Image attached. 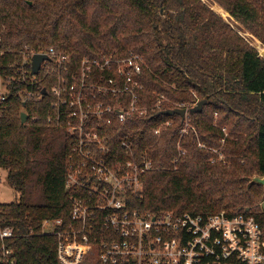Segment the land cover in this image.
Returning <instances> with one entry per match:
<instances>
[{"label":"trees","instance_id":"1","mask_svg":"<svg viewBox=\"0 0 264 264\" xmlns=\"http://www.w3.org/2000/svg\"><path fill=\"white\" fill-rule=\"evenodd\" d=\"M215 1L264 43V0ZM25 48L65 53L73 71L85 56L143 57L139 104L147 113L106 130L113 157L127 158L128 140L137 160L152 161L134 208H248L264 217V185L253 181L264 176V57L201 0H0V65L8 68ZM38 77L48 92L56 82ZM11 89L0 111V169L17 197L0 203V220L16 233L7 244L18 264H60L57 237L42 227L46 219H71L78 192L66 179L76 135L49 120L50 93L25 103L21 85ZM202 100V110L191 111ZM181 104L187 117L163 113Z\"/></svg>","mask_w":264,"mask_h":264},{"label":"built area","instance_id":"2","mask_svg":"<svg viewBox=\"0 0 264 264\" xmlns=\"http://www.w3.org/2000/svg\"><path fill=\"white\" fill-rule=\"evenodd\" d=\"M36 54L46 59L34 74ZM20 55L8 68L0 65V111L12 84L21 85L19 94L26 103L46 94L39 88L40 73L48 80L55 75L56 82L47 90L55 110L49 120L76 135L66 179V187L78 192L71 219H46L42 227L57 237L60 264H264V217L248 208L201 214L153 212L132 205L144 199L141 177L152 169V161L146 155L137 160L128 140L122 141L127 158L113 157L106 130L115 120L125 122L147 113L139 104L141 55L85 56L77 71L69 66L68 56L54 48H25ZM109 97L118 101L107 103ZM179 107L187 108V117L189 106ZM15 234L0 220V264L19 263L7 244Z\"/></svg>","mask_w":264,"mask_h":264},{"label":"rangeland","instance_id":"3","mask_svg":"<svg viewBox=\"0 0 264 264\" xmlns=\"http://www.w3.org/2000/svg\"><path fill=\"white\" fill-rule=\"evenodd\" d=\"M201 1L208 7H210V9L217 13L220 17H222L227 23H229L234 31L240 34V36H242L253 48L259 51L260 55L263 53L261 52V50L264 49V43L260 39L255 37L249 30H247L240 21L232 17L229 11H227L221 4H219L215 0ZM216 6L222 8L225 11V14L216 9ZM220 159L224 160L225 156H220ZM0 176V203H11L16 200V193L7 182L5 170L0 169ZM263 203L264 201H262L261 205H263Z\"/></svg>","mask_w":264,"mask_h":264},{"label":"water","instance_id":"4","mask_svg":"<svg viewBox=\"0 0 264 264\" xmlns=\"http://www.w3.org/2000/svg\"><path fill=\"white\" fill-rule=\"evenodd\" d=\"M262 57H264V54H261ZM46 59V57L42 54H36L33 59V73L37 74L40 69L41 62ZM46 88L43 89V92L46 93ZM206 103V100L199 101L195 106L192 107L191 111L197 112L201 111L203 108V105ZM164 114L167 115H174V114H180L182 116H186L187 108H173V109H167L163 111ZM28 113L23 111L21 112V121L22 123H25L28 120ZM254 182L260 183L264 185V176H254L253 178ZM264 208V203H263Z\"/></svg>","mask_w":264,"mask_h":264},{"label":"bare ground","instance_id":"5","mask_svg":"<svg viewBox=\"0 0 264 264\" xmlns=\"http://www.w3.org/2000/svg\"><path fill=\"white\" fill-rule=\"evenodd\" d=\"M216 9H218L220 12L225 14V11L222 8H220L219 6H216ZM261 52H263L262 54H264V49L261 50Z\"/></svg>","mask_w":264,"mask_h":264}]
</instances>
